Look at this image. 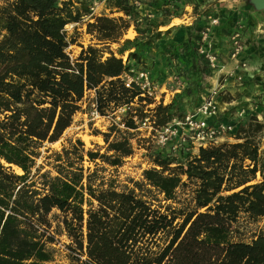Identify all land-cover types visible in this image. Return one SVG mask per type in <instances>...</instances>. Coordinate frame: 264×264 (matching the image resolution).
Returning <instances> with one entry per match:
<instances>
[{"label": "trees", "instance_id": "trees-1", "mask_svg": "<svg viewBox=\"0 0 264 264\" xmlns=\"http://www.w3.org/2000/svg\"><path fill=\"white\" fill-rule=\"evenodd\" d=\"M91 3L0 0V264H53L57 236L68 240L67 264H264V231L249 229L264 218L257 146L263 124L247 115L235 130L237 142L201 147L184 161L182 152L146 146L150 168L121 182L117 171L133 155L134 116L143 119L153 105L147 111L157 127L183 120V103L202 90L207 65L198 56L196 78L168 104H154L121 77L132 65L145 67L148 50L163 38L159 24L131 0L108 1L121 17L88 18ZM83 20L94 42L85 48L65 30ZM131 28L134 38H124ZM192 43L188 36L196 57ZM75 45L80 51L71 58ZM91 92L92 105L85 102ZM91 106L100 117L128 108L124 129L96 134L104 154L85 149L79 138L58 151L46 147Z\"/></svg>", "mask_w": 264, "mask_h": 264}, {"label": "rangeland", "instance_id": "rangeland-1", "mask_svg": "<svg viewBox=\"0 0 264 264\" xmlns=\"http://www.w3.org/2000/svg\"><path fill=\"white\" fill-rule=\"evenodd\" d=\"M108 1L104 2L103 0H91L92 3H96L95 16L100 14L110 18L121 17L122 14L110 10L108 6ZM158 1H160L161 3L164 0H131L133 5L137 8L139 14V8H141L142 6L150 7V4L156 3ZM134 2L138 3V5L134 4ZM167 4L169 5L160 6V9H157V13H151L153 14V19L155 18V15H157V18L159 16L163 17L164 15H166L170 16L171 18L178 19L184 14H187V12H190L191 17L196 18V22L193 21V25L191 26V28H195V31H200L202 27L206 25V21H203L201 17L207 12H209L212 15L218 16L220 20H222V23L226 25L225 28L222 25L223 28H221L223 31L224 29H227L230 26V34L235 29L239 30L242 40L243 51L246 50L247 53L254 54V52L258 51L257 49H259V74L261 73L262 75L259 77V83L256 84H259V86H264V9H255L253 4L249 0H168ZM106 9L108 10L107 12H105ZM164 10H167L169 13H165ZM171 14L178 17H173L171 16ZM86 21L87 20H83V23L81 24L68 25L65 28L68 34L73 35V37L77 40V44L82 45L84 48L94 43L92 42L91 37L86 34V29L84 26ZM154 21L156 22V20ZM90 22H92V19L90 20ZM180 23L181 21H174L175 25H179ZM132 37L133 33L130 30L127 32L124 38L130 39ZM192 38V44L195 47H198V41L196 42L195 39L196 35H192ZM79 45L72 46L67 51L71 58H75L79 53ZM179 46L180 47L178 48L172 47L173 49L170 51H166L162 48L156 49L155 46L154 48L148 50L146 55V65L144 68L135 67L132 65L130 66V69H132L134 72L141 69L147 70L153 82L159 87V90L165 84L167 88L171 89L174 84L169 81L170 77H175L177 83H180L183 87H185L187 86V84L192 82L193 79L196 78V69L198 67V64L200 63L197 62V60L199 59L198 54H196V57L194 56L195 58L191 55L190 51L188 50L186 40L183 43L179 44ZM229 46L230 44L228 37V48L225 53L226 55H222V53H217L214 50L218 59V65L214 69H210L206 66L207 69L201 74L198 80L202 90L197 92V94L193 95L190 99L185 100L183 103V111L185 115L194 114L196 112V106L199 103L203 102V100L207 99L213 91L215 92L213 99L214 101H216V103L229 101L227 95H223V92L219 91V85L225 84V81L229 77H232L234 80V90L243 88L246 85L243 84L242 80L239 81L236 79L237 77H235L237 75L236 71L244 68L241 67V64L238 65L237 63L232 67L233 69L230 73H226V75L218 79L216 85L210 84L212 74L218 72L222 68L220 64V56L229 59L227 60L228 62L231 61ZM112 48L114 49L115 46H112ZM124 60L125 58L123 59V61ZM237 65L240 68H237ZM175 87H173L172 90ZM175 95L176 94H174V96ZM93 96L94 94L92 92L86 93L85 102H90L92 105ZM164 96L165 94L162 93V99ZM162 99L160 103H162ZM171 99L172 98L170 96V93L168 92V98L165 104H168ZM262 101L263 102L257 100L250 101L249 103H239L238 105H235V107L231 109L227 114H231L233 118L232 121L236 124L240 121L239 118L238 121H235L234 119V115L236 116L237 114L236 109H243L245 113L249 112V116H257L259 114V111L264 113V100ZM156 104H158V102H156ZM149 108H152V106ZM225 108L228 109L231 107L226 106ZM245 108H249L250 111L245 110ZM124 114L125 113H114L109 114V116L106 117H100L95 113L94 106H91V109L88 110V112H86L85 114H77L74 117L71 127L64 132L62 139L58 143L54 145H46V147L50 148L53 151H58L61 148L62 142L79 138L83 142L85 149L99 150L101 154H104L106 147L105 142L103 141L101 135L96 134H108L110 127H118L121 123V119ZM208 120L209 119H207V122ZM118 129L122 130L123 128L118 127ZM130 134L131 137H129V141L133 147V155L129 158H126L123 162L122 167H120L117 171L118 178L121 182H124L127 178H133L134 180L140 179L142 171L150 168V165L147 163V159L144 157L146 156V146H149L151 150L156 149L148 141L143 140L142 144L137 143L138 140L142 141V139L138 138L140 136V132H130ZM117 136V133L113 134L110 138V142L113 141ZM84 139H87V141H85ZM162 151L165 154L171 153L170 147H165L164 149H162ZM188 156L190 157V154L182 152L179 154L178 157H180V159L178 160L184 161L185 159L189 158ZM38 164H40V161H38ZM103 167L107 168V166L105 165ZM15 172L17 174H20V171H18L17 169H15ZM110 173H112L111 170L107 169L105 175L109 176ZM249 229L255 231H264V219L260 220L257 225L249 227ZM56 240L57 243L52 247L55 255V261L53 264H67L65 260L64 246L68 243V240L64 236H57Z\"/></svg>", "mask_w": 264, "mask_h": 264}, {"label": "built area", "instance_id": "built-area-1", "mask_svg": "<svg viewBox=\"0 0 264 264\" xmlns=\"http://www.w3.org/2000/svg\"><path fill=\"white\" fill-rule=\"evenodd\" d=\"M138 5V3L134 2ZM90 15L88 18H92L96 13V3L93 2L89 8ZM187 14H190L187 12ZM201 19L206 21V25L199 31L197 54L203 60V62L210 69H214L218 65V59L212 48L211 33L214 28L220 26V18L212 15L209 12L204 14ZM67 27V26H66ZM230 44V58L235 60L243 52L242 40L239 30H234L229 36ZM241 66H245L241 64ZM126 88H130L134 85L140 92L141 96L153 100V103L161 102V94L165 96L162 99V103L165 104L168 98V92L171 98L174 94H179L183 90V86L177 83L175 77H170L169 81L174 84L171 89L165 85L159 87L153 82L150 74L147 70L141 69L134 72L130 69L127 73L121 77ZM237 80H241V77H237ZM176 85V87H175ZM175 87L173 90L172 88ZM215 92L205 99L196 109V112L192 115H186L183 120H173L171 124L165 127H157L149 116V112H144L145 117L138 119L134 116L133 121L135 122V132H140L138 138L150 142L157 150H162L165 147H170L173 156H176L180 152L192 154L194 150L204 148L211 144L219 143L223 139L234 138L235 125L230 122L214 121L212 123L207 122V119L216 117L219 113L217 110L213 96ZM153 105H150L151 107ZM128 108L126 106L117 108L114 113H125ZM113 113V114H114ZM244 110L237 112V118L241 119L244 117ZM123 128V125H119ZM124 129V128H123ZM257 146L259 152H264V132L257 138ZM264 219V218H263Z\"/></svg>", "mask_w": 264, "mask_h": 264}, {"label": "crops", "instance_id": "crops-1", "mask_svg": "<svg viewBox=\"0 0 264 264\" xmlns=\"http://www.w3.org/2000/svg\"><path fill=\"white\" fill-rule=\"evenodd\" d=\"M103 1L105 2L108 0H103ZM107 11L108 10L106 9L105 12ZM139 11H140L141 16L148 17V19L153 24H157V23L159 24L158 31L162 33L163 38L155 45L156 49L162 48V49H165L166 51H170L173 49L172 47L175 44L183 43L188 36L192 37V35L193 36L196 35L197 38L199 37V33L195 31V28L194 29L191 28V26L193 25V21L196 22V18L191 17L190 14H184L182 17L178 19L171 18L170 16H166V15H164L163 17L159 16L157 18V15H155V18L153 19V14L151 13H157L158 12L157 9L151 8L149 6H142L141 8H139ZM97 16H100V14ZM154 20H156V22ZM175 20L181 21V23L179 25L178 24L175 25L174 24ZM220 22H221L220 26L213 29V32L211 33L210 37L212 38L211 39L212 48L217 53H222V55H224L228 48V37L230 34L229 28L231 26L228 27L227 29H224L223 31L222 28L223 27L225 28L226 25L222 23V20H220ZM130 30L133 33V37L130 39H133L136 33L132 29ZM229 49H230V46H229ZM257 50L258 51L254 52V54L257 53L255 55L253 53L249 54L245 50L235 60L231 59L232 62L231 61L228 62L227 60L229 59H226L225 57L220 56V59H221L220 64L222 68L218 72L212 74V77L210 79V84L216 85L218 79L226 75V73H230L233 69L232 67L236 65V63L238 65L243 63L245 65L243 66L244 68L237 70L236 71L237 75L235 77L240 76L243 84H246V85L243 88L234 90L233 89L234 80L232 77H229L225 81V84L219 85V91H222L223 95H227V98L229 99V101L219 102V103H216L215 101V104L219 110V113L216 117L210 118L208 120L209 123H212L214 121H219V120L224 121V122H230L235 125V130H236L240 125L245 124L246 122L245 119L244 118L240 119V121L235 124L232 121L233 118L231 114H227V113H229V111L233 109L235 105H238L239 103L241 104L246 103V102L249 103L250 101H257V100H259L260 102H263L262 100H264V86H259V84H256V83H259V77L262 75L261 73L259 74V49ZM238 65L236 67L240 68ZM226 106L231 107V108L226 109L225 108ZM246 107H249V106H246ZM236 110L237 112L240 111L239 109H236ZM245 110L250 111L249 108H245ZM247 115H249V112H246L244 117H246ZM236 117L237 116L234 115L235 121L236 120L238 121V118ZM256 118L264 126V113L259 111V114L256 116ZM263 131H264V128H263ZM259 136L261 135L259 134ZM219 142L235 143L237 142V140L234 137L230 139L226 138ZM197 152L198 150H194L193 153L190 155V158L194 157L197 154ZM259 155H260L259 157H260V161L262 164V170L264 172V152L263 153L259 152Z\"/></svg>", "mask_w": 264, "mask_h": 264}, {"label": "water", "instance_id": "water-1", "mask_svg": "<svg viewBox=\"0 0 264 264\" xmlns=\"http://www.w3.org/2000/svg\"><path fill=\"white\" fill-rule=\"evenodd\" d=\"M249 1L253 4L255 9L257 10L264 9V0H249Z\"/></svg>", "mask_w": 264, "mask_h": 264}, {"label": "bare ground", "instance_id": "bare-ground-1", "mask_svg": "<svg viewBox=\"0 0 264 264\" xmlns=\"http://www.w3.org/2000/svg\"><path fill=\"white\" fill-rule=\"evenodd\" d=\"M217 110H218V108H217ZM219 111V110H218ZM211 118H213V117H211ZM85 141H87V139H84Z\"/></svg>", "mask_w": 264, "mask_h": 264}]
</instances>
